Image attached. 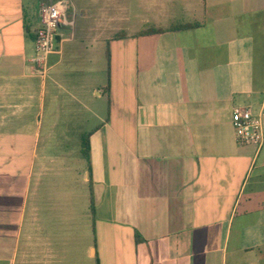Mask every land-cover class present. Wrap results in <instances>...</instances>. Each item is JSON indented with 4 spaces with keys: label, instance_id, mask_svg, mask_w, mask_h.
I'll return each mask as SVG.
<instances>
[{
    "label": "crops",
    "instance_id": "1",
    "mask_svg": "<svg viewBox=\"0 0 264 264\" xmlns=\"http://www.w3.org/2000/svg\"><path fill=\"white\" fill-rule=\"evenodd\" d=\"M0 0V264H264V0ZM69 1V0H67Z\"/></svg>",
    "mask_w": 264,
    "mask_h": 264
},
{
    "label": "built area",
    "instance_id": "2",
    "mask_svg": "<svg viewBox=\"0 0 264 264\" xmlns=\"http://www.w3.org/2000/svg\"><path fill=\"white\" fill-rule=\"evenodd\" d=\"M70 0L43 2L40 5V29L36 37V56L33 59L35 69L46 74L50 69V56L57 51L59 29L74 26V21L67 17ZM233 127L237 141L243 145L261 147L264 144L263 118L250 110H235Z\"/></svg>",
    "mask_w": 264,
    "mask_h": 264
},
{
    "label": "rangeland",
    "instance_id": "3",
    "mask_svg": "<svg viewBox=\"0 0 264 264\" xmlns=\"http://www.w3.org/2000/svg\"><path fill=\"white\" fill-rule=\"evenodd\" d=\"M93 1V0H92ZM120 1V6L122 8V5H123V0H119ZM74 2L77 3V0H74ZM156 3H157V0H147V10H146V16L150 19L153 18V15L155 14L156 12V7L157 9H162L163 12L167 11L168 10V13L172 10L170 7H171V4H168V3H163L162 4V8L160 6H156ZM138 0H131V5H130V8H131V13L133 16H136L137 15V10H138Z\"/></svg>",
    "mask_w": 264,
    "mask_h": 264
}]
</instances>
